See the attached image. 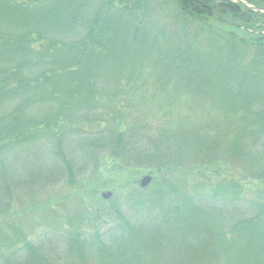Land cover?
<instances>
[{
    "label": "trees",
    "instance_id": "1",
    "mask_svg": "<svg viewBox=\"0 0 264 264\" xmlns=\"http://www.w3.org/2000/svg\"><path fill=\"white\" fill-rule=\"evenodd\" d=\"M117 169L128 210L18 224ZM0 264H264V0H0Z\"/></svg>",
    "mask_w": 264,
    "mask_h": 264
},
{
    "label": "rangeland",
    "instance_id": "2",
    "mask_svg": "<svg viewBox=\"0 0 264 264\" xmlns=\"http://www.w3.org/2000/svg\"><path fill=\"white\" fill-rule=\"evenodd\" d=\"M146 175L149 174L130 170L122 172L117 169L104 175L103 173L95 174L88 183L81 186L72 187L66 183L60 184L56 188L49 189L39 195L23 198L22 202L17 203L15 205V211L19 214L17 215V222L26 232H31L33 227L38 224V226L48 225V223L41 224L43 221H51L49 220L50 213H47L45 208L48 212L51 210L58 212L70 210L72 212L74 210L91 211L97 208H112L108 199H104L102 196L108 191L112 193L113 204L128 210L127 208L132 206L129 197V193L132 191V180L137 181L139 187L140 180ZM102 182H104L103 187Z\"/></svg>",
    "mask_w": 264,
    "mask_h": 264
},
{
    "label": "water",
    "instance_id": "3",
    "mask_svg": "<svg viewBox=\"0 0 264 264\" xmlns=\"http://www.w3.org/2000/svg\"><path fill=\"white\" fill-rule=\"evenodd\" d=\"M257 10V9H256ZM152 182V176L146 175L140 180V186L145 188ZM112 193L110 191L103 193L102 196L104 199H109L111 197Z\"/></svg>",
    "mask_w": 264,
    "mask_h": 264
}]
</instances>
